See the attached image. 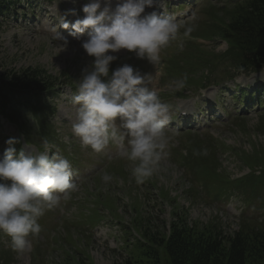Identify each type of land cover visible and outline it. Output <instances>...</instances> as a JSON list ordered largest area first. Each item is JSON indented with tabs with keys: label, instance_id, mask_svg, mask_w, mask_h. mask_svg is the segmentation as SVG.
Instances as JSON below:
<instances>
[{
	"label": "rangeland",
	"instance_id": "1",
	"mask_svg": "<svg viewBox=\"0 0 264 264\" xmlns=\"http://www.w3.org/2000/svg\"><path fill=\"white\" fill-rule=\"evenodd\" d=\"M226 1H213L217 4L210 8L218 10L208 16L207 9L184 21L194 25V31L184 38L181 29L182 49L178 47L179 40L162 49L158 73L146 59L121 49L112 53L117 59L111 62L109 74L128 64L142 75H152L148 81L159 82L164 94L161 101L171 106L170 112L177 109L182 100L179 97L187 94L195 108L220 102L221 111L225 107L227 115L233 116V101L227 90L232 83L227 80L226 86L222 79L237 72L233 82L245 79L258 86L264 72L254 74L252 68L236 70L240 66L235 60L239 46L222 31L242 7L226 5ZM88 2L23 0L1 21L0 77L36 70L41 79L61 92L28 108L30 111L23 110L24 114L11 110V120L0 115V147H6L9 136L13 138L18 130L21 134L23 130L27 143L37 145V141L47 139L65 146L62 148L83 164L74 174V181L80 182L78 190L39 218L42 230L29 237L30 251H13L10 237L0 232V264H113L129 255L137 258L145 243L159 247V264H170L162 243L170 234L171 225L184 224L215 240L239 231H264V112L252 115L240 104L237 107L245 111L243 118L223 123L211 119L205 130H166L171 138L166 155L158 172L142 184H137L131 175L132 164L120 156V146L97 153L81 145L72 132L78 108L72 97L77 94L84 71L91 70L94 57L88 56L81 46L87 32L77 40L69 36L70 29L60 27L59 21L64 19L71 24L74 19H83L82 7ZM118 2L111 0L112 8ZM242 5L246 7L245 3ZM54 29L67 37L66 48L56 39ZM200 38L208 41L204 44L210 47L199 45L203 43ZM184 75L188 78L186 86L174 90L173 82ZM214 79L218 80V93L212 86ZM203 85L207 86L204 90L208 95L204 99L197 91ZM214 95L216 103L212 101ZM205 115L216 117L218 113L206 111ZM104 172L113 179L103 182ZM224 200L227 201L222 203ZM247 264H264V257H249Z\"/></svg>",
	"mask_w": 264,
	"mask_h": 264
},
{
	"label": "clouds",
	"instance_id": "2",
	"mask_svg": "<svg viewBox=\"0 0 264 264\" xmlns=\"http://www.w3.org/2000/svg\"><path fill=\"white\" fill-rule=\"evenodd\" d=\"M103 2V7H102ZM157 0H119L115 8L111 0H89L82 7L83 19L60 25L69 30V36L80 40L90 57H94L91 70H85L77 84V94L72 103L78 105L73 134L81 145L100 153L110 143L122 148L120 156L131 162V175L137 184L152 178L166 155L170 137L166 129L171 122V106L161 101L158 91L149 87L147 74L142 75L131 65L124 64L111 72L110 64L117 59L121 49L134 52L139 59L150 64L161 62V51L194 31V25L178 23L174 15L152 11ZM70 14H75L71 10ZM143 14V15H142ZM55 36L67 47L68 39L56 29ZM187 75L174 81V90L186 86ZM125 141L127 144L125 145ZM9 138V145L0 158V232L10 237L11 248L17 253L30 251V236L41 232L38 223L46 211L67 201L78 190L74 170L69 159L55 152L47 155L54 145L42 140V151L17 153ZM113 177L108 172L101 175L105 183Z\"/></svg>",
	"mask_w": 264,
	"mask_h": 264
},
{
	"label": "trees",
	"instance_id": "3",
	"mask_svg": "<svg viewBox=\"0 0 264 264\" xmlns=\"http://www.w3.org/2000/svg\"><path fill=\"white\" fill-rule=\"evenodd\" d=\"M22 1L0 0V26L2 19ZM244 3L246 7L241 4V13L227 21L222 33L239 46L240 53L235 60L240 66L236 70L252 68L258 71L264 68V0H246ZM39 76L36 70L15 73L10 78L1 76L0 113L6 117L11 110L22 113L57 94L55 86ZM145 244L137 258L129 255L113 264H159V247L154 243ZM162 244L170 264H247L249 257H264V231H239L215 240L184 224L171 225L170 234Z\"/></svg>",
	"mask_w": 264,
	"mask_h": 264
}]
</instances>
